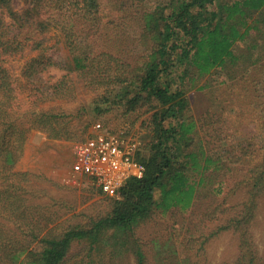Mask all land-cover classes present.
I'll return each mask as SVG.
<instances>
[{
    "label": "trees",
    "instance_id": "trees-1",
    "mask_svg": "<svg viewBox=\"0 0 264 264\" xmlns=\"http://www.w3.org/2000/svg\"><path fill=\"white\" fill-rule=\"evenodd\" d=\"M73 4L68 19L69 9L53 0H30L23 10L0 0V264H66L75 242L87 247L80 264H212L207 244L224 232L236 235V253L216 264H264L254 235L264 210V0H119L125 11L141 10L148 49L135 66L124 51L96 45L102 25L111 24L100 15L101 1ZM51 26L63 31L72 57L61 68L100 88L103 102L151 113L149 139L136 154L143 177L127 181L108 213L61 232L51 226L56 215L42 200L38 175L17 169L32 129L54 138L74 133L70 113L45 107L72 96L74 78L46 88L35 81L59 66L48 54ZM19 54L27 57V95L5 65ZM239 63L246 71L233 79L244 87L243 102L219 103L223 124L195 118L188 91L208 88L199 85L205 76ZM248 122L253 129L245 131ZM169 210L186 213L183 236L149 246L137 229Z\"/></svg>",
    "mask_w": 264,
    "mask_h": 264
},
{
    "label": "rangeland",
    "instance_id": "rangeland-1",
    "mask_svg": "<svg viewBox=\"0 0 264 264\" xmlns=\"http://www.w3.org/2000/svg\"><path fill=\"white\" fill-rule=\"evenodd\" d=\"M53 1L62 3L64 9H69L66 17L73 19L72 12L77 7L73 4V0ZM100 1V15L104 17V21L111 24L102 25L101 35L96 45L124 51V60L131 63V66L137 65L148 49L141 27V10L129 8L125 11L120 6L119 0ZM29 2L30 0H14V7L23 10L29 7ZM150 3L153 2L150 1ZM109 13L113 15H107ZM74 16L76 17L75 14ZM48 40L50 46L48 54L55 59L59 66H52L39 75L35 79L36 85L46 88L67 74L74 78L76 87L72 96H64L45 105L46 108L57 107L59 110L62 109L70 113L69 123L74 133L70 137L54 138L50 137L48 132L43 129H32L25 143L23 156L17 164V169L27 170L38 175L36 183L44 190L42 200L52 204L54 216L56 215L51 226H54L55 231L61 232L69 225H88L94 218L105 215L111 209L112 199L118 198L104 194L91 178L79 176L73 172L75 144L92 135L94 125L101 122L105 128L138 142L137 151L142 150L149 139L148 123L151 113L146 110L147 107L130 111L124 105L103 102L104 99L101 97L103 93L100 88L85 85L80 81L75 71L61 68L65 65L70 66L72 62L63 31L58 27L51 26ZM239 45L242 47L243 44L239 43ZM240 47L237 48V51H240ZM26 59L27 57H22L19 54L7 59L5 63L11 73L18 78L17 82L20 84L21 92L25 95L29 88L28 83L21 77V71ZM243 65L245 64L239 63L235 66L229 64L222 70L219 69L205 76L200 81L199 85L208 83V88L190 89L188 91L191 101L190 113L197 119L207 120L206 125L223 124L222 120L218 118L219 115L221 116L218 113L222 112L219 109V103H223L225 100L243 102V94L240 93V89L244 87L240 85L241 83L234 85L235 80L233 79L246 71L242 68ZM258 88L264 94V82H261ZM228 113L226 114L229 115ZM231 115H234V112ZM232 117L230 116V118ZM222 118L225 121L227 117L223 115ZM248 123L252 125L249 124L250 126L245 131L253 129V123ZM245 139L248 138L241 137L238 140L244 141ZM185 215L186 213L179 210L157 211L148 222L139 226L137 233L149 246H152L155 241L164 242L170 234L179 239L184 234ZM254 233L260 252L264 253V210L259 214ZM236 243L237 237L232 232H224L212 238L206 248L212 264H216L224 257H235ZM84 245L83 242L74 243L66 264H80L81 258L87 251V247Z\"/></svg>",
    "mask_w": 264,
    "mask_h": 264
},
{
    "label": "built area",
    "instance_id": "built-area-1",
    "mask_svg": "<svg viewBox=\"0 0 264 264\" xmlns=\"http://www.w3.org/2000/svg\"><path fill=\"white\" fill-rule=\"evenodd\" d=\"M137 145L98 122L92 135L75 144L73 172L91 178L104 194L119 197L130 178L145 173V165L136 155Z\"/></svg>",
    "mask_w": 264,
    "mask_h": 264
}]
</instances>
